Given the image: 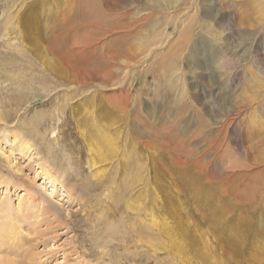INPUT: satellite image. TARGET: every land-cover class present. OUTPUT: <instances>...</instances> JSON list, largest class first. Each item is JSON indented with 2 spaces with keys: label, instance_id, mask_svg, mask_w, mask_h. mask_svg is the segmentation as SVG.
<instances>
[{
  "label": "rangeland",
  "instance_id": "374dc122",
  "mask_svg": "<svg viewBox=\"0 0 264 264\" xmlns=\"http://www.w3.org/2000/svg\"><path fill=\"white\" fill-rule=\"evenodd\" d=\"M0 1L31 30L16 59L0 41V264H264V0H177L140 22L148 0ZM210 32L246 67L209 61ZM55 35L113 78L78 88Z\"/></svg>",
  "mask_w": 264,
  "mask_h": 264
},
{
  "label": "bare ground",
  "instance_id": "6f19581e",
  "mask_svg": "<svg viewBox=\"0 0 264 264\" xmlns=\"http://www.w3.org/2000/svg\"><path fill=\"white\" fill-rule=\"evenodd\" d=\"M5 1V0H4ZM10 1V0H9ZM225 1V0H224ZM1 2V1H0ZM8 2V1H7ZM149 2L150 3H154V5H152V7H150V8H145V7H147L148 5H149ZM223 2V1H222ZM221 2V4H224V3H222ZM11 3V2H10ZM23 3V2H22ZM26 3V2H25ZM147 3V2H146ZM176 3H177V0H148V4L145 6V7H143V8H141V9H139V8H137L138 9V13H140L139 15H140V18H141V20H139V22L140 21H144V20H147L150 16L152 17V12L150 11V10H153V8H155V9H170L171 7H169V6H172V7H177V5H176ZM236 2H234L233 0H227V8H228V6L230 5V4H232V6L235 4ZM14 4V3H13ZM222 6V5H221ZM23 7V6H22ZM8 8V7H7ZM6 8V9H7ZM9 8H11V6H9ZM10 10V9H9ZM23 10V9H22ZM29 10V9H28ZM31 12V11H30ZM21 13V12H20ZM18 11H16V8H15V10L14 11H8V12H4V14H2V17H1V15H0V37H1V40L0 41H2L5 45H6V47H9L10 49V53L9 52H7L10 56H11V53H12V55H13V53H16V52H14V51H20V50H18V49H22V50H24V48H25V44H24V39H26V38H31L30 36H28L30 33H31V30H29V29H27L26 27L24 28V23L23 22H25L24 21V18L26 17V16H24L23 17V14L21 13L20 14ZM33 13V12H32ZM150 17V18H151ZM229 17H230V19L229 20H231L232 22L234 21L233 20V18H232V15H229ZM26 19V18H25ZM84 20V19H83ZM85 21V20H84ZM80 22H83V21H80ZM87 24H85L84 23V26L85 25H89V21L87 22V20L85 21ZM65 23V22H64ZM81 25H82V23H81ZM80 25V26H81ZM126 25V24H125ZM143 25V24H142ZM124 26V25H123ZM87 27V26H86ZM127 27V26H126ZM129 27V26H128ZM135 28V27H134ZM27 29V31H25ZM86 28L84 27V30H85ZM126 29V28H125ZM24 32H27L26 34H28V35H25V33ZM59 32V31H58ZM86 32V31H85ZM257 32V31H256ZM84 33V32H83ZM108 33V32H107ZM111 33H113V32H111ZM35 34V33H34ZM62 33L60 32V35H61ZM110 34V33H109ZM108 34V35H109ZM210 34L212 35L211 37L213 38V44L212 43H208L207 42V45H209L208 46V49H207V47H206V53H207V57L205 56V55H200L199 54V56H205L206 58H208L209 59V61L211 60V61H214L215 62V64H217V65H219V63L221 64V66L222 67H226L227 66V64H234V62H236V64L235 65H237V66H239L238 68H240V66H241V68L243 69L244 68V66H245V62H246V58H244V56H243V53L245 52V50L243 51V53H242V55H239V54H237V53H235V52H232V51H234V50H232V51H230V48H229V45H228V41L226 40V39H222V38H220V36H218V37H216V35H214V33L213 32H210ZM255 34V32L253 33V35ZM259 34V33H258ZM258 34H256V35H258ZM33 35V34H32ZM57 36V35H55V38L57 37V38H61V40H63L62 39V37L61 36ZM185 35V34H184ZM28 36V37H27ZM210 36V35H209ZM185 37V36H184ZM254 37H256V36H254ZM54 38V39H55ZM56 38V39H57ZM187 38V37H186ZM260 38V37H259ZM191 39V38H190ZM230 39V38H229ZM228 39V40H229ZM262 39V38H261ZM58 40V39H57ZM61 40H58L57 42V44H56V40L55 41H53L52 43H54L55 42V45L54 46H56V47H54L55 48V50L56 51H58V53L60 54V56L62 57V59H64V63H63V65H65L66 67H67V69L68 68H70L72 71H73V73H74V77H75V83H76V86L78 87V88H81V87H85L87 84H89L90 86H94V85H92V84H94L97 80L98 81H102V83H108L109 81H110V79L111 78H113V73H112V70H110V69H107V71H105L106 69H104V75L101 73L102 71L98 68L97 69V66H96V68H94V67H91L90 65H92L94 62H92L91 61V59H89L88 57H84L85 55H84V47H83V45H76V51H77V54L75 55L74 54V56L73 57H68L69 56V50L67 51V48H66V46L64 45V43L61 41ZM189 41V39H186V41ZM236 40H238V39H236ZM235 40V41H236ZM34 41H36V40H34ZM40 41V40H39ZM234 41V42H235ZM255 41H256V39H255ZM263 41V40H262ZM38 42V41H37ZM183 42V41H182ZM190 42V41H189ZM189 42H188V44H189ZM248 42V41H247ZM48 43V42H47ZM51 43V44H52ZM88 43V42H87ZM110 43V42H109ZM116 43H118V42H116ZM263 43V42H262ZM69 44V43H68ZM180 44H182V43H180ZM180 44H178V45H180ZM251 44H252V42H251ZM4 45V46H5ZM53 45V44H52ZM51 45V46H52ZM183 45V44H182ZM182 45H180V46H182ZM187 45V44H186ZM261 45V44H260ZM86 46V45H85ZM177 46V45H176ZM185 46V45H184ZM197 46H199V45H197L196 44V40L195 41H191V43L189 44V45H187V47L185 46V48L188 50V53H189V55H192L193 53H195L196 51H198V53L200 52V53H202L203 51L201 50V48H198ZM3 47V46H2ZM90 47V46H89ZM132 47V46H131ZM204 47V48H205ZM233 47V46H232ZM231 47V48H232ZM234 47H236V46H234ZM249 47V46H248ZM253 48V47H252ZM256 48V47H255ZM264 48V47H263ZM68 49H69V47H68ZM121 49H122V47H121ZM120 49V50H121ZM234 49V48H233ZM45 50V49H44ZM119 50V51H120ZM205 50V49H204ZM86 51V50H85ZM238 51V50H237ZM240 51V50H239ZM238 51V52H239ZM24 52V51H23ZM90 52V51H89ZM47 53H49V52H47ZM216 53L219 55V58H218V56H216ZM235 53V54H234ZM18 54H20V53H18ZM52 54V53H51ZM55 54V53H54ZM90 54V53H89ZM249 54H251V53H249ZM5 55V54H4ZM56 55V54H55ZM77 55H81V57H76ZM254 55V54H253ZM215 56V58H213ZM13 57H14V55H13ZM56 57H58V55H56ZM193 57V56H192ZM220 57H222V58H220ZM11 58V57H10ZM15 58V57H14ZM13 58V59H14ZM86 58V59H85ZM189 58V57H188ZM194 58V57H193ZM196 58V57H195ZM16 59V58H15ZM18 59V58H17ZM104 59V58H103ZM110 59H114V57L113 56H111L110 57ZM207 59V60H208ZM220 59V60H219ZM87 60V61H86ZM99 60V59H98ZM124 60V59H123ZM190 60V59H189ZM195 62L193 63L194 64V67L195 68H199V66H200V63H201V58H196V59H193ZM206 60V61H207ZM244 60V61H243ZM15 61V60H14ZM13 61V62H14ZM48 61H49V63H51V67H54L55 68V63H57V61L58 60H56V58H54L52 55H51V57H49V59H48ZM108 61H109V59H108ZM120 61V60H119ZM125 61V60H124ZM127 61V60H126ZM125 61V62H126ZM18 62V61H17ZM63 62V61H62ZM95 62H97L96 60H95ZM110 62H112V61H110ZM255 63H256V61H254ZM4 63H6V62H4ZM109 63V62H108ZM205 63V62H204ZM209 63V62H208ZM250 63V62H249ZM251 63H252V61H251ZM11 64V63H10ZM214 64V65H215ZM1 65V64H0ZM106 66H108V65H106ZM110 66V65H109ZM193 66V65H192ZM14 67H16V66H14ZM65 67V68H66ZM113 67V66H112ZM219 67V66H218ZM234 67V66H233ZM246 67V66H245ZM185 69V68H184ZM1 70V69H0ZM108 70H110V71H108ZM240 71H241V69H240ZM195 72V71H194ZM243 72V71H242ZM241 72V73H242ZM233 73V72H232ZM11 74H13V73H11ZM234 74V73H233ZM238 74V73H237ZM240 74V73H239ZM237 76V75H236ZM239 79V78H238ZM14 83V82H13ZM121 96V95H120ZM123 100H122V102L124 101V99L125 98H122ZM127 101H128V98L126 99ZM126 101V102H127ZM132 101V100H131ZM130 101V102H131ZM90 103V102H89ZM132 103V102H131ZM234 104H235V102H234ZM131 105V104H130ZM126 106V105H125ZM233 106V105H232ZM239 105H236V106H234L233 108V110H236L235 108H237ZM72 107V106H71ZM241 107V106H240ZM58 108V107H57ZM61 108V107H60ZM59 109V108H58ZM66 111V110H65ZM65 111H62V109H61V112H62V114H64V112ZM232 110H229V112H231ZM233 112V111H232ZM217 113V112H216ZM215 115V114H214ZM224 116V115H223ZM229 116V115H228ZM141 118V117H140ZM226 118H227V115H226ZM212 119V118H211ZM227 120V119H226ZM225 120V121H226ZM230 120V119H229ZM223 121H224V119H223ZM224 121V122H225ZM222 122V121H221ZM229 122H231V120L229 121ZM215 123H216V121H215ZM223 123V122H222ZM204 124V123H203ZM206 124V123H205ZM208 124V123H207ZM206 124V125H207ZM228 124V123H227ZM223 125V124H222ZM226 125V124H225ZM230 125V124H229ZM202 126V125H201ZM219 126V125H218ZM91 127L93 128V131H94V135L92 134V136H93V141H94V139H95V141H94V143H95V146H97V144H99L102 148H104V149H108V150H110L111 149V147H112V145H113V142H112V136L110 135V133L107 131V129H105V128H103L101 125H99L98 123H96L95 125L94 124H92L91 125ZM202 127H204V125L202 126ZM217 127V126H216ZM226 127V126H225ZM224 129V128H223ZM217 130V129H216ZM228 130V129H227ZM52 131V130H51ZM202 132V131H201ZM224 131H222V133H223ZM51 133V132H50ZM199 133V132H198ZM225 133V132H224ZM223 133V134H224ZM227 134V133H226ZM176 135V134H175ZM225 135V134H224ZM177 137V136H176ZM175 137V138H176ZM202 137V136H201ZM222 137V136H221ZM191 138H192V136H191ZM180 139V138H179ZM190 139V138H189ZM195 139V138H194ZM200 139V138H199ZM176 140V139H175ZM170 141V140H169ZM186 141V140H185ZM180 142V141H179ZM215 143V142H214ZM197 144V143H196ZM206 144V143H205ZM182 145V144H181ZM209 145V144H208ZM215 145V144H214ZM20 146L23 148V149H28V147H26L27 146V143H25V142H21L20 143ZM179 146V145H178ZM206 147V146H205ZM183 148V147H182ZM216 148V147H215ZM178 149V148H177ZM213 149V148H212ZM211 149V150H212ZM208 150V149H207ZM223 150H225V149H223ZM205 151V150H204ZM214 151H216V150H214ZM225 151H227V150H225ZM199 152V151H198ZM224 152V151H223ZM202 153V152H201ZM212 153H214V152H212ZM188 154H190V153H188ZM193 154V153H192ZM203 154V153H202ZM218 154V153H217ZM178 155H180V154H178ZM201 155V154H200ZM189 156V155H188ZM206 156V155H205ZM227 156V155H226ZM200 157V156H199ZM223 157V156H222ZM221 157V158H222ZM202 158V157H201ZM219 158H220V156H219ZM175 159V158H174ZM194 160V159H193ZM218 160H220V159H218ZM95 160L94 159H89V160H87V166H88V168H92V166L93 165H95L94 162ZM197 161H198V159H197ZM222 161H224V160H222ZM178 162H179V160H178ZM204 163V162H203ZM216 163V162H215ZM217 164V163H216ZM220 165V164H219ZM232 166V165H231ZM43 169H44V171H45V173L46 174H49L50 172H47V169H45L44 167H43ZM91 170V169H90ZM95 175H100V173H95ZM86 179V178H85ZM223 179V178H222ZM51 180L53 181V183L55 182V180H57V178L56 177H52L51 178ZM83 180H84V178H83ZM90 180V179H89ZM264 181V180H263ZM86 182H87V180H86ZM88 183V182H87ZM262 183V182H261ZM80 184V183H79ZM263 184H264V182H263ZM80 185H82V183L80 184ZM153 217V216H152ZM162 225V224H161ZM145 231V230H144ZM10 236H13V231H11V232H9L8 233ZM195 235V234H194ZM200 235V234H199ZM201 238V237H200ZM197 240V239H196ZM149 242H150V240H149ZM153 242V241H152ZM203 243V242H202ZM204 243H206L207 244V242H205L204 241ZM158 245H159V243H157ZM161 244V243H160ZM180 244H182L183 246H184V244L183 243H180ZM179 244V245H180ZM181 246V245H180ZM183 246H182V248H183ZM208 246V245H207ZM146 247V246H145ZM181 248V247H180ZM205 248L206 247H204V248H201L202 249V251H204L205 250ZM213 248V247H212ZM211 250V249H210ZM209 250V251H210ZM202 255V254H201ZM205 257L207 256V258H206V260H208V259H212L211 261H210V263L209 264H229L227 261H222V260H219L218 261V258L216 259L215 258V255H214V253L213 252H209V253H204L203 254ZM228 257V256H227ZM228 260V259H227ZM236 261V260H235ZM2 264V263H1ZM204 264V263H203ZM208 264V263H207Z\"/></svg>",
  "mask_w": 264,
  "mask_h": 264
}]
</instances>
